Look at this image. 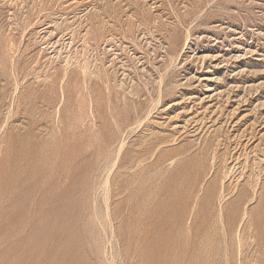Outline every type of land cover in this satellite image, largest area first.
Masks as SVG:
<instances>
[{
  "label": "rangeland",
  "instance_id": "obj_1",
  "mask_svg": "<svg viewBox=\"0 0 264 264\" xmlns=\"http://www.w3.org/2000/svg\"><path fill=\"white\" fill-rule=\"evenodd\" d=\"M0 264H264V0H0Z\"/></svg>",
  "mask_w": 264,
  "mask_h": 264
},
{
  "label": "bare ground",
  "instance_id": "obj_2",
  "mask_svg": "<svg viewBox=\"0 0 264 264\" xmlns=\"http://www.w3.org/2000/svg\"><path fill=\"white\" fill-rule=\"evenodd\" d=\"M257 152V151H256ZM258 157V156H257ZM36 208V207H35ZM210 246V245H209ZM194 259V258H193ZM197 259V258H196ZM213 262V261H212Z\"/></svg>",
  "mask_w": 264,
  "mask_h": 264
}]
</instances>
